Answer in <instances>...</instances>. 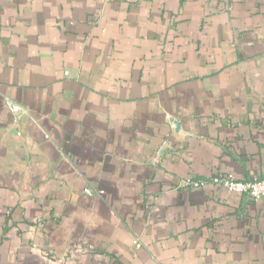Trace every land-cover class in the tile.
I'll return each mask as SVG.
<instances>
[{
	"label": "crops",
	"instance_id": "obj_1",
	"mask_svg": "<svg viewBox=\"0 0 264 264\" xmlns=\"http://www.w3.org/2000/svg\"><path fill=\"white\" fill-rule=\"evenodd\" d=\"M216 176L264 178V0H0V264H264Z\"/></svg>",
	"mask_w": 264,
	"mask_h": 264
},
{
	"label": "built area",
	"instance_id": "obj_2",
	"mask_svg": "<svg viewBox=\"0 0 264 264\" xmlns=\"http://www.w3.org/2000/svg\"><path fill=\"white\" fill-rule=\"evenodd\" d=\"M67 76L68 73L66 72ZM211 185L215 188L222 189L232 194L241 195L251 202L264 203V178H251L248 180H237L228 176H216L207 181H187L182 183L180 187L201 189ZM83 193L87 196H95L97 192L87 187L83 190ZM135 247L140 248L141 245L135 242Z\"/></svg>",
	"mask_w": 264,
	"mask_h": 264
}]
</instances>
